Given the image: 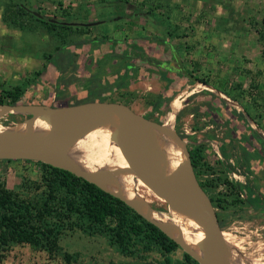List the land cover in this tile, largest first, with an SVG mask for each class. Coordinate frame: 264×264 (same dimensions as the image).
I'll return each mask as SVG.
<instances>
[{
    "label": "rangeland",
    "instance_id": "1",
    "mask_svg": "<svg viewBox=\"0 0 264 264\" xmlns=\"http://www.w3.org/2000/svg\"><path fill=\"white\" fill-rule=\"evenodd\" d=\"M16 1L30 12L13 8V16L18 14V23L24 25L21 28L13 21H5L4 8L0 9V92L22 85L25 91L17 104L54 107L99 100L104 93L105 99L134 104L146 117L162 122L169 100L176 92L188 87L196 90L188 100L186 98L174 125L188 147L198 144L202 149L204 162L211 168L209 173H202V180L210 179L212 189L219 195L229 199L240 196L243 200L226 205L224 229L233 234L245 253L264 256V0ZM16 1L9 0V4L15 5ZM33 11L67 22H105L83 26L82 30L60 28L62 36L76 42L84 40L81 47L68 48L65 59L68 62L60 66V50L56 46L61 40L42 28L30 15ZM157 31L169 38L168 42L170 40L188 64L197 62V66H187L193 76L240 94L250 112L239 103V108L233 107L214 92L197 90L194 82L176 68L172 52L141 46L147 36L154 38ZM103 37L111 39H101ZM93 39L95 41L87 45ZM133 42L140 44L144 54L147 52L153 61L159 60L161 66L157 67L156 74L159 72L161 77H147V72L152 70L147 58L135 74L118 66H100L102 70L93 73L85 66L90 58L99 59L101 52L96 51V54L94 49L109 50L115 43H124L119 49L132 51ZM158 51H161L159 56ZM112 54L108 57H118L121 61L127 58L126 54ZM50 55L54 60L51 61ZM169 72H176L184 79L175 76L174 82H165V76L170 77ZM252 114L263 127L257 124L253 127ZM17 119L25 117L20 113L5 114L2 121L7 125ZM230 165L235 171L230 170ZM233 172L237 173V179ZM43 176L40 163L0 160V183L20 191L31 201L41 200L45 194L43 189L47 192L46 186L36 187L44 182ZM219 176L228 182H242L245 188L241 191L232 188ZM29 182L35 184L29 185ZM24 183L28 185L25 187ZM57 218L58 222H63L59 217L55 220ZM61 226L60 250L50 253L30 244L0 247V264H189L185 259L187 252L180 245L171 252H165L158 245L149 250L138 239L132 247L134 252L130 253L113 241L104 227L83 230L78 224ZM66 252L73 254L70 262L65 258Z\"/></svg>",
    "mask_w": 264,
    "mask_h": 264
},
{
    "label": "trees",
    "instance_id": "2",
    "mask_svg": "<svg viewBox=\"0 0 264 264\" xmlns=\"http://www.w3.org/2000/svg\"><path fill=\"white\" fill-rule=\"evenodd\" d=\"M15 5L9 4V0H0V9L2 7L4 8L2 18L5 21H13L16 26L19 25V27L24 28V25L18 23L19 19L16 18L18 14L13 16L14 9L18 7L19 11H30L25 9L24 4L18 1H16ZM9 8L11 10H9ZM30 15L35 17L38 23L42 24L41 26L45 31L52 36H57L59 40H61L56 46L57 50L63 47L70 48L72 45L81 47V45L84 44V40L76 42L75 40L68 39L67 36H62L60 28H76L82 30L83 28L85 29V27L58 24L51 21L46 16L40 17L34 13ZM94 39L90 41L94 42ZM101 39L111 38L103 37ZM52 55L49 56L51 57V61L54 60L52 59ZM201 81L211 83L208 80ZM214 86L225 92L229 97L236 100L240 105L242 104L241 106L248 110L240 94H235L231 89L217 84H214ZM13 87V89L7 88L0 92V104L19 103L25 89L22 85H15ZM100 99L106 100L104 93L101 94L99 100ZM252 119L258 126L263 127L256 115H253ZM256 134L258 135L259 132H256ZM181 137L185 139L183 135H181ZM188 148L197 177L208 187L212 188L211 180H202L201 177L202 173H209L211 170L209 164L207 165L204 162L202 149L198 144ZM224 149L225 146L223 147V150ZM189 152L188 159L190 162ZM27 161L42 164L44 182L42 184H37L36 187L38 189V187L46 186L47 192L43 189L42 192L45 194L42 196L41 200L37 199L31 201V199L23 197L20 191L10 189L5 184L0 183V247L9 248L13 244H30L39 249H45L50 253L58 251L61 249L59 244V236L63 229L61 225L65 226V224H78L83 230H88L92 227H104L107 229L111 239L121 245L123 250L126 249L130 253L134 252L132 247L136 245L138 239L141 240L149 250L154 245H158L165 252H171L179 246L174 239L168 236L154 223L145 219L123 199L107 192L95 183L79 177L63 168L33 160ZM230 170L235 171V168L230 165ZM161 173L165 174L163 171H161ZM219 179H222L223 183L231 184L232 188L238 189L239 191L245 188L244 184L242 182H237V180L228 182V180H224L225 178L223 176H219ZM30 183L32 184L34 182H29V185ZM24 184L25 187L28 185V183ZM217 195L222 208L223 222V210L226 205H232L242 202L243 200L240 196L229 199L226 195L223 196L218 193ZM55 217L63 219L64 223L61 220L58 222V218L55 220ZM65 258L70 262L73 258V254L66 252ZM185 259L189 264H199V262L188 253H185Z\"/></svg>",
    "mask_w": 264,
    "mask_h": 264
},
{
    "label": "water",
    "instance_id": "3",
    "mask_svg": "<svg viewBox=\"0 0 264 264\" xmlns=\"http://www.w3.org/2000/svg\"><path fill=\"white\" fill-rule=\"evenodd\" d=\"M33 13L43 17L37 11ZM53 21L59 22L55 19ZM103 22L99 20L94 22L61 21L60 23L92 26ZM173 56L177 69L194 83L200 81L185 68L183 59L176 50L173 51ZM0 106L5 108V113L0 117L14 108L20 114L29 113L30 116H41L52 125L50 132L43 139L0 133V160L43 162L69 170L96 185L98 184L93 181L92 174L62 166L58 160L75 138L104 122L119 118L120 128L113 132L112 138L120 146L126 165L125 171L132 174L145 191L161 201L183 207L192 204L204 206L205 210L199 213L205 226L204 237L199 242V251L196 255L187 253L199 264H231L229 244L222 222V208L217 193L199 180L189 151V164L183 163L174 174L166 175L158 171L155 163L153 126H160L161 123L146 117L134 104L106 99L91 100L64 107L42 104H0ZM158 227L163 230L160 226ZM165 233L169 236L167 232Z\"/></svg>",
    "mask_w": 264,
    "mask_h": 264
},
{
    "label": "bare ground",
    "instance_id": "4",
    "mask_svg": "<svg viewBox=\"0 0 264 264\" xmlns=\"http://www.w3.org/2000/svg\"><path fill=\"white\" fill-rule=\"evenodd\" d=\"M193 86L197 90L201 88L213 90L211 86L200 82L194 83ZM195 91L189 87L187 90L182 88L181 93L179 92L169 101L161 125L153 126L155 163L160 173V167L166 175H172L183 163L189 164L187 141L181 137V133L176 129L174 123L184 107L186 98ZM213 92L233 107L239 108V104L222 90L214 89ZM4 113L5 108L0 106V116ZM7 114L18 115L19 112L13 108ZM21 115L25 119H17V122L7 125L3 124L4 116L0 117V133L43 139L50 132L51 122L43 117L30 116L29 113ZM252 125L256 128L254 121H252ZM118 128H120V119L116 118L78 136L60 156L59 164L92 174L93 181L100 187L121 197L145 219L160 226L172 239L179 242L186 252L196 255L199 251V242L205 234L204 221L199 216V213L205 210L204 206L199 204L186 207L175 206L161 201L145 191L135 177L125 171L126 165L120 146L112 138L113 132ZM224 233L229 244L231 264H264L263 254L254 257L251 256V252V254L245 253L232 233L225 229Z\"/></svg>",
    "mask_w": 264,
    "mask_h": 264
},
{
    "label": "crops",
    "instance_id": "5",
    "mask_svg": "<svg viewBox=\"0 0 264 264\" xmlns=\"http://www.w3.org/2000/svg\"><path fill=\"white\" fill-rule=\"evenodd\" d=\"M138 13H140V12H138ZM83 38L87 39V37H83ZM168 39L169 38H165L164 33L162 31H157V33L154 35V38L149 39L148 36H147L146 40L144 39V44H141V46H144L145 48L149 47V49L154 50V51L155 50H159V49H162V51H164V50L167 49L166 52H172L173 53V51L171 49L173 48V50H176V48L173 47L174 45L172 43H169L170 40L168 42ZM174 39H175V37H174ZM92 43L93 42H89V43H87V45L88 44L90 45ZM123 45H124V43H121V44H116L115 43V44H113V46L112 45L110 46L111 48H109V50L108 49H104L103 47L94 49L95 53H96V51L99 52V53L101 52L99 59L98 58H90L89 64H87L85 66L87 68H89L91 71H93V73L94 72L97 73L101 69L100 66H108V67H110V66H112V67L118 66V68H120V67L124 68L125 71H128V69H129V71L131 70V72H133L135 74L137 72V70H139V66H144V64L148 61L147 63L151 64L152 70H149V72H147V74H148L147 77L150 78V75L151 76L153 75V77H155L154 79L159 78V75L161 77V74L159 72H158V74H156L157 67L161 66L159 64L160 62L158 60V57H157L158 61H155V60L153 61V58L151 56H147V52H146V54H144L145 50H142L143 47H139L140 44H136L135 42H133V44L130 45V47L134 49L132 51H130V48H129V50H123L122 48L119 49V47H122ZM132 46H134V47H132ZM136 46H138V47H136ZM135 47H136L137 50H135ZM160 52L161 51H158V56L161 54ZM67 53H69V49L68 48H61L60 49V51L58 52V55H59L58 57H60V59L58 58L59 65H65L68 62L67 60H65L67 58V56H68ZM112 53H114L116 55L117 54H126L125 57H127V58L126 59L123 58L124 60L122 59V61L118 57H113V59H112L111 56L108 57L109 54L113 55ZM153 53L154 52L149 53V54L151 55ZM163 53L164 52H162V54ZM172 53H171V55H172ZM96 54H98V53H96ZM137 54H142V56H138L137 57L136 56ZM137 58H138L139 61L136 60ZM145 58H147V61L145 60ZM196 59H198V54L196 55ZM135 60H136V62H135ZM116 61H117V63H116ZM207 61H210V60H207ZM196 63L197 62H193L191 64L190 63L188 64V62L184 60L185 66H197ZM166 65H168V64H166ZM145 66L148 67V65H145ZM154 68L156 70H154ZM163 69H165V68H163ZM169 73H171L170 77H168L169 75L165 76L166 77V79H165L166 81L165 82H169V78L171 79V77H175V76L177 77L176 79H184V78H182L184 76L180 77V75L177 74L176 72L175 73L174 72H169ZM104 74H102L101 76H103ZM107 74H108V72H107ZM105 77H107V76H105ZM134 77L136 78V75ZM147 80L150 81L151 79H147ZM210 84H212V83H210ZM212 85L214 86V84H212Z\"/></svg>",
    "mask_w": 264,
    "mask_h": 264
},
{
    "label": "flooded vegetation",
    "instance_id": "6",
    "mask_svg": "<svg viewBox=\"0 0 264 264\" xmlns=\"http://www.w3.org/2000/svg\"><path fill=\"white\" fill-rule=\"evenodd\" d=\"M51 21H53V19H50ZM55 20H58L59 22H55V21H53V22H55V23H58V24H62V23H60L61 22V20H59V19H55ZM105 22V21H104ZM172 51H174L173 50V48L171 49ZM174 57V56H173ZM181 57H182V55H181ZM183 59V58H182ZM184 62V61H183ZM167 68H169V66H166ZM185 68L190 72V70L187 68V66H185ZM183 73V72H182ZM190 73H192V72H190ZM185 75V74H184ZM186 76V75H185ZM172 79H170L169 78V82H171L170 80H172V82H174V79H175V77H171ZM200 83H203V84H205V85H208V86H211L212 88H213V90L214 89H218L217 87H215V86H213L212 84H210V83H206V82H203V81H199ZM197 83V82H196ZM192 84H194V83H192ZM182 90V88L178 91V92H176L174 95H173V97L171 98V99H173L180 91ZM205 90H208V91H211V92H213V90H209V89H205ZM170 99V100H171ZM169 100V101H170ZM186 140V139H185ZM187 148H188V144H187Z\"/></svg>",
    "mask_w": 264,
    "mask_h": 264
},
{
    "label": "built area",
    "instance_id": "7",
    "mask_svg": "<svg viewBox=\"0 0 264 264\" xmlns=\"http://www.w3.org/2000/svg\"><path fill=\"white\" fill-rule=\"evenodd\" d=\"M233 176L236 177V179H237V177H238V175H237L236 172H233ZM240 181H241V180H240Z\"/></svg>",
    "mask_w": 264,
    "mask_h": 264
},
{
    "label": "clouds",
    "instance_id": "8",
    "mask_svg": "<svg viewBox=\"0 0 264 264\" xmlns=\"http://www.w3.org/2000/svg\"><path fill=\"white\" fill-rule=\"evenodd\" d=\"M237 102V101H236Z\"/></svg>",
    "mask_w": 264,
    "mask_h": 264
}]
</instances>
